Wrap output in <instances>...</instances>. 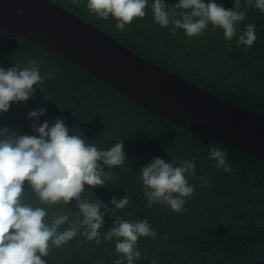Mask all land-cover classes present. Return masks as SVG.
<instances>
[{
    "label": "trees",
    "instance_id": "16d2710c",
    "mask_svg": "<svg viewBox=\"0 0 264 264\" xmlns=\"http://www.w3.org/2000/svg\"><path fill=\"white\" fill-rule=\"evenodd\" d=\"M50 1L111 34L138 55L223 98L264 113V13L254 7L246 9L237 36L226 41L222 30L211 25L201 36L187 37L182 29L173 35L170 27L153 23L150 4L144 18H135L120 31L111 17L101 20L91 14L86 0L78 5L72 0ZM177 2L166 0L170 14L181 11L174 8ZM217 2L225 8L234 7L233 0ZM248 23L255 25L257 39L245 50L236 39ZM33 58L40 61L42 75H52L40 87L34 86L28 101L12 103L8 112L0 113V127H7L9 133L34 135L27 113L44 107L48 111L40 123L62 118L66 126L98 148L123 141L125 165L105 166L111 178L105 179V185L86 186L82 195L107 203L109 210L114 207L110 203L113 196L117 200L129 197L124 209L104 216L102 233L116 218L148 221L157 235L138 240L141 257L136 264H152L153 260L156 264H247L264 259V160L178 126L43 46L0 30V66L23 67ZM210 147L227 153L231 172L217 169L207 158ZM155 156L168 162L176 159L177 163L195 158L196 179L189 180L195 190L182 213L168 206L148 205L138 174ZM201 177L211 186L202 183ZM55 210L70 213L72 219L79 212L75 199L55 206ZM117 258L115 239L97 245L81 236L43 257L47 264H113Z\"/></svg>",
    "mask_w": 264,
    "mask_h": 264
},
{
    "label": "clouds",
    "instance_id": "9594fccd",
    "mask_svg": "<svg viewBox=\"0 0 264 264\" xmlns=\"http://www.w3.org/2000/svg\"><path fill=\"white\" fill-rule=\"evenodd\" d=\"M72 3L78 5L81 0ZM233 3L234 7L225 8L217 0H178L174 8L181 11L171 14L166 0H86V7L97 19L111 17L116 21L115 28L124 31L135 18L146 16L150 4L153 23L170 27L173 35L182 29L187 37L201 36L211 25L222 30L226 41H232L248 7L264 13V0ZM256 39V27L248 23L236 43L247 50ZM51 75L41 74L40 61L35 58L23 67L0 66V113L8 112L12 103L28 101L34 86L40 87ZM47 111L39 107L27 113L34 135L9 133L7 127H0V264H47L43 257H48L51 249H59L77 236L97 245L115 239L118 258L113 264H136L141 257L138 240L157 235L148 221L116 218L113 226L102 233L104 216L124 209L129 197L117 200L113 196L110 203L114 207L109 210L107 203L82 195L86 186L92 189L105 185V179L111 178L106 167L125 165L123 141L107 149L98 148L66 126L62 118L40 123ZM207 158L215 162L217 169L232 171L227 153L221 149L210 147ZM138 178L149 206L159 204L182 213L195 190L189 180L196 179V161L184 158L179 163L176 159L168 162L155 156L142 166ZM201 182L211 186L204 177ZM73 199L79 209L74 219L68 212L57 213L55 206L68 205Z\"/></svg>",
    "mask_w": 264,
    "mask_h": 264
},
{
    "label": "water",
    "instance_id": "95a60500",
    "mask_svg": "<svg viewBox=\"0 0 264 264\" xmlns=\"http://www.w3.org/2000/svg\"><path fill=\"white\" fill-rule=\"evenodd\" d=\"M0 30L43 46L178 126L264 160V113L138 55L50 0H0Z\"/></svg>",
    "mask_w": 264,
    "mask_h": 264
}]
</instances>
